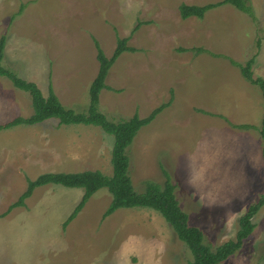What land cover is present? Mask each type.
Listing matches in <instances>:
<instances>
[{"label": "rangeland", "instance_id": "rangeland-1", "mask_svg": "<svg viewBox=\"0 0 264 264\" xmlns=\"http://www.w3.org/2000/svg\"><path fill=\"white\" fill-rule=\"evenodd\" d=\"M219 1L0 0V40L6 37L1 66L33 79L45 96L51 86L76 113L89 110L99 70L94 41L110 58L118 38H128L136 51L124 52L110 69L105 82L111 90L100 92L98 109L119 122L135 114L145 118L170 102L133 138L128 175L137 193L147 182L164 187L170 180L189 224L212 250L235 238L239 218L264 195L262 138L254 129L235 127H260L264 99L229 60H258L264 0H247L254 17L224 5L202 19L181 18L182 4ZM252 73L264 79V53ZM32 113L30 94L0 77V125ZM57 123L53 118L0 130V264H189L191 251L159 212L127 208L104 218L112 202L107 188L67 225L81 188L39 187L8 213L28 180L42 174L112 175L113 135L84 124L58 130ZM70 139L72 145L65 144ZM82 148L87 164L65 161L77 157L68 151ZM252 220L251 236L221 264H264V206Z\"/></svg>", "mask_w": 264, "mask_h": 264}, {"label": "trees", "instance_id": "trees-1", "mask_svg": "<svg viewBox=\"0 0 264 264\" xmlns=\"http://www.w3.org/2000/svg\"><path fill=\"white\" fill-rule=\"evenodd\" d=\"M224 5H230L238 11L254 17L252 7L247 3V0H222L204 6L182 4L179 10L181 18L184 20L190 17L202 19L208 11ZM21 9L23 10V7ZM140 25H142L141 22L134 31ZM5 42L6 37H2L0 40V62L4 58ZM94 42L97 49L96 57L99 62V70L89 89L90 105L86 113H76L74 110L64 107L51 86L49 87L48 95L44 96L36 83L21 79L13 71L4 68L0 64V77L9 79L15 88L29 93L33 106V114L31 116L25 118L17 117L4 125H0V130L18 125H36L53 118L58 119L60 125L84 124L100 127L105 133L114 136L111 157L112 175L108 176L100 171L42 174L34 180H28L27 189L19 197L18 201L9 207L8 213L17 207L24 206L25 200L31 197L39 187L55 184L67 188H81L84 190L83 197L66 220L65 225H67L77 217L97 191L107 188L112 195V202L106 210L104 218L111 216L119 209L138 207L152 209L164 217L174 229L178 239L189 248L193 256V260L189 264H221L225 262L240 250L244 242L253 233L255 224L252 219L264 206V195L256 203L250 205L248 211L239 218V229L235 238L212 250L210 245L206 244L203 232L189 224V217L180 208L170 180L165 182L164 187L156 183L147 182L145 192L137 193L128 175L129 160L127 149L138 131L150 124L160 112L170 105V102L157 107L145 118H140L135 114L132 118L125 121L112 122L108 120L98 109L100 92L103 89L111 90L105 81L116 60L124 52H135L136 48L128 45V38H118L117 47L113 55L108 58L100 44L96 40ZM257 45L260 46L259 41ZM181 51L186 50L181 49ZM203 51L204 49L202 48L196 50L197 53ZM229 60L232 65L239 68L242 77L246 81L258 86L264 99V79L254 78L252 73L253 59H250L245 64L237 63L232 59ZM235 127L258 131L264 144V117L260 127L250 125ZM262 154L264 159V145ZM166 177H168V174H166Z\"/></svg>", "mask_w": 264, "mask_h": 264}, {"label": "crops", "instance_id": "crops-1", "mask_svg": "<svg viewBox=\"0 0 264 264\" xmlns=\"http://www.w3.org/2000/svg\"><path fill=\"white\" fill-rule=\"evenodd\" d=\"M261 49V48H260ZM264 53V45L262 46V49L257 53V55H258V60L257 61H255L254 62V66H256L257 65V62H258V64H259V60H260V58H261V55ZM256 57V56H255ZM256 59V58H255ZM95 79V78H94ZM32 81H30V82H34V80L33 79H31ZM94 81V80H93ZM92 81V82H93ZM91 82V83H92ZM34 83H36V82H34ZM37 84V83H36ZM38 85V84H37ZM108 86V85H107ZM17 89V88H16ZM45 96V95H44ZM33 114V113H32ZM15 118H17V117H15ZM14 118V119H15ZM13 120V119H12ZM12 120H10V121H12ZM10 121H8V122H10ZM47 121V120H46ZM46 121H44V122H46ZM8 122H6V123H8ZM44 122H42V123H40V124H43ZM40 124H38V125H40ZM235 126H237V125H235ZM54 127V126H53ZM57 128H58V130H60V128H61V125L59 124V122L57 123ZM53 131H55V129L53 128ZM70 141L71 142H67V143H65V144H68V145H70V143H71V145H72V140L70 139ZM56 145H58V146H60L59 145V143L57 142L56 144H54V146H52V147H50V148H54ZM64 148V147H63ZM67 150H70V148H66ZM71 150H72V148H71ZM71 151H68V154H71V155H75V156H77L76 157V159H71L70 157H68L67 159H65V161L66 162H72V163H74V162H76V163H78L79 165H82V164H87L88 163V158L86 159L85 158V156L87 155V153H86V151H83V148L80 150V152H74V153H70ZM102 153V152H101ZM101 153L99 154V156L95 159V160H99V157H100V155H101ZM95 162V161H94ZM108 176H110V175H108ZM78 189V188H77ZM83 190V189H82ZM79 193H80V195L82 196L83 194H84V190H83V193L82 192H80L79 191ZM83 197V196H82Z\"/></svg>", "mask_w": 264, "mask_h": 264}]
</instances>
